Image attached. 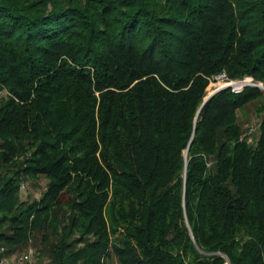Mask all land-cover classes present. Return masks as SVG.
<instances>
[{"label":"trees","instance_id":"trees-1","mask_svg":"<svg viewBox=\"0 0 264 264\" xmlns=\"http://www.w3.org/2000/svg\"><path fill=\"white\" fill-rule=\"evenodd\" d=\"M223 73L264 86V0H0V262L264 264V91L203 107Z\"/></svg>","mask_w":264,"mask_h":264},{"label":"rangeland","instance_id":"rangeland-1","mask_svg":"<svg viewBox=\"0 0 264 264\" xmlns=\"http://www.w3.org/2000/svg\"><path fill=\"white\" fill-rule=\"evenodd\" d=\"M212 84L214 87L215 84H218V81H216ZM262 90L264 91V89H262ZM207 93L209 95V93H210L209 90L207 91ZM259 107H261V104L259 102L255 103V104H251L246 109H244L242 112L239 113V119H240V121L243 124L245 129L253 128V131H254L255 130L254 128H256L259 125V123L261 121V115L257 112ZM47 184H48V180L45 177H41L38 180L27 181L22 186V197H23V199L29 200V201H33L35 199H40L42 197V194L45 192V190L47 188ZM34 246H30L28 248V249L33 248L36 252L34 264H49V261L47 259H40L37 255V249L36 248H39L41 246L40 241L35 243ZM28 249L25 250L24 252H22L21 254H14L12 257H8V258H10V260H11V258H14V257L16 258L20 255H23L28 251Z\"/></svg>","mask_w":264,"mask_h":264},{"label":"built area","instance_id":"built-area-1","mask_svg":"<svg viewBox=\"0 0 264 264\" xmlns=\"http://www.w3.org/2000/svg\"><path fill=\"white\" fill-rule=\"evenodd\" d=\"M216 81H218L217 85H220L218 89L220 88H231L232 92L235 94L242 93L245 88L249 86H257L261 84L255 83V81L252 78H244V79H238V80H230L227 76V74L223 73L219 75L216 78ZM222 83V84H221ZM251 131H253V128H251ZM36 252L33 248L28 249V251L20 255L18 257L14 258H4L0 264H34Z\"/></svg>","mask_w":264,"mask_h":264},{"label":"water","instance_id":"water-1","mask_svg":"<svg viewBox=\"0 0 264 264\" xmlns=\"http://www.w3.org/2000/svg\"><path fill=\"white\" fill-rule=\"evenodd\" d=\"M258 87H260L261 89H264V86L261 84V85H257ZM225 89H228V88H220V89H217L216 91H214V93H212V94H209L207 97H206V99H205V102H204V105H203V107L217 94V93H219L220 91H222V90H225ZM202 107V108H203ZM228 264H230L229 262H228Z\"/></svg>","mask_w":264,"mask_h":264},{"label":"bare ground","instance_id":"bare-ground-1","mask_svg":"<svg viewBox=\"0 0 264 264\" xmlns=\"http://www.w3.org/2000/svg\"><path fill=\"white\" fill-rule=\"evenodd\" d=\"M220 86V85H219Z\"/></svg>","mask_w":264,"mask_h":264}]
</instances>
